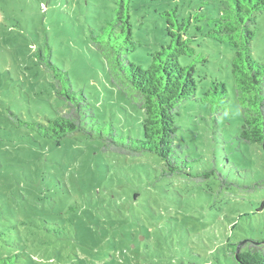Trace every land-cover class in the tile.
Listing matches in <instances>:
<instances>
[{"label": "rangeland", "instance_id": "374dc122", "mask_svg": "<svg viewBox=\"0 0 264 264\" xmlns=\"http://www.w3.org/2000/svg\"><path fill=\"white\" fill-rule=\"evenodd\" d=\"M218 2V1H217ZM194 19L188 31L197 97L225 82L229 100L194 97L176 116V148L186 171L163 176L153 152L120 153L74 132L60 143L21 120L68 110L39 59L50 57L83 88L101 121L142 136L144 111L110 79L96 35L117 0H0V264H237L235 244L264 238V150L240 136L234 49L204 34L218 14L202 0H131L137 43L129 59L147 67L169 37L165 9ZM252 50L264 62V10ZM197 24L203 29H198ZM236 246V247H237Z\"/></svg>", "mask_w": 264, "mask_h": 264}, {"label": "trees", "instance_id": "16d2710c", "mask_svg": "<svg viewBox=\"0 0 264 264\" xmlns=\"http://www.w3.org/2000/svg\"><path fill=\"white\" fill-rule=\"evenodd\" d=\"M130 1L117 0L115 17L100 28L96 37L109 64L112 84L145 113L141 121L142 136L120 132L113 121H101L86 91L76 88L69 71L45 55L39 59L51 72L54 92L68 110L57 112L46 121L21 122L58 143L74 132L83 131L89 138L100 139L108 150L156 153L166 166L162 175L170 176L188 168L180 159L175 141L176 116L181 104L194 97L213 103L219 112L229 100L228 88L225 82L213 81L197 97L195 65H183L180 56L195 54L188 31L192 21H200L205 14L182 16L177 5L163 11L169 40L149 53L150 64L144 67L129 59L128 54L137 48ZM202 3L213 4L218 9V14L208 19L204 34L228 43L235 51L231 67L242 116L240 136L246 142L260 143L264 150V62L255 58L252 50L256 18L264 10V0H202ZM197 28L203 29L199 24ZM236 246L233 251L237 264H264V238H246ZM2 262L15 264L13 256L2 258Z\"/></svg>", "mask_w": 264, "mask_h": 264}]
</instances>
